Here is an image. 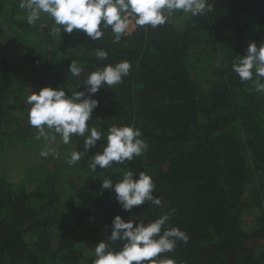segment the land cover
I'll use <instances>...</instances> for the list:
<instances>
[{"label": "trees", "instance_id": "16d2710c", "mask_svg": "<svg viewBox=\"0 0 264 264\" xmlns=\"http://www.w3.org/2000/svg\"><path fill=\"white\" fill-rule=\"evenodd\" d=\"M207 5L203 15L174 12L164 25L137 27L114 43L110 32L97 41L79 30L48 35L42 25L54 22L46 14L29 26L19 0H0V264H91L101 239L114 251L122 245L108 240L115 215L150 223L169 212L166 227L189 239L155 259L264 264V92L254 83L264 78L241 82L232 71L250 42H264V0ZM169 18L184 22L178 28ZM97 48L108 51L107 60H97ZM124 60L132 65L128 76L95 94L100 104L88 123L105 134L134 125L147 149L129 165L87 173L100 142L87 153L80 137L67 145L59 136L38 139L25 93L35 83L34 92L86 91L78 85L89 72ZM71 61L81 77L69 73ZM69 145L81 151L75 165L62 150L52 169L17 166L42 146L57 153ZM59 165L70 174L61 175ZM129 170L152 177L161 205L129 213L101 190L104 179L118 182Z\"/></svg>", "mask_w": 264, "mask_h": 264}, {"label": "clouds", "instance_id": "9594fccd", "mask_svg": "<svg viewBox=\"0 0 264 264\" xmlns=\"http://www.w3.org/2000/svg\"><path fill=\"white\" fill-rule=\"evenodd\" d=\"M207 0H19V8L25 10L29 26L41 20L42 14L54 22V27L47 24L48 35L63 31L72 34L82 31L93 41L100 40L107 32L118 43L122 36L134 28H157L164 25L174 12H183L191 16L205 14ZM97 60L108 59V51L94 50ZM242 59L234 61L232 71L241 82L264 78V42L259 46L250 42ZM132 65L124 60L116 64H106L87 74L78 89L83 85L86 91H74L67 95L64 88L42 87L32 91L26 103L28 123L38 131L37 138L56 140L67 145L73 137L83 138V151L100 148L90 155L92 169H108L113 165H129L147 149L141 139L142 133L134 125L111 126L107 133L90 127L92 114L99 107L100 101L94 98L101 88H111L120 84L128 76ZM83 69L75 61L69 65V73L81 77ZM257 91L264 92V83L254 81ZM68 92V91H67ZM55 135L49 137L48 131ZM51 151H54L50 149ZM50 150H42L40 155L47 157ZM81 160V151H72L67 163L75 165ZM103 192L114 194V200L125 212H131L136 206L151 204L159 206L162 201L155 194L152 177L140 172L138 175L127 171L122 179L113 182L104 179L100 185ZM171 212L161 215L150 223L133 221L115 215L109 227L111 242H122L118 251L111 250L110 244L101 239L94 246L91 264H173L171 260H157L162 253H169L176 247L177 241L187 243L189 237L179 227H166Z\"/></svg>", "mask_w": 264, "mask_h": 264}, {"label": "rangeland", "instance_id": "374dc122", "mask_svg": "<svg viewBox=\"0 0 264 264\" xmlns=\"http://www.w3.org/2000/svg\"><path fill=\"white\" fill-rule=\"evenodd\" d=\"M169 21L170 22H172V23H174L175 25H176V27H181L182 26V23L184 22V20H178V19H175V18H169ZM135 29V28H134ZM134 29H131V30H129V32L128 33H131ZM10 41V40H9ZM12 42H14V40L12 41ZM27 46V45H26ZM16 53H18V51L16 50L15 51V54ZM15 58V57H14ZM16 59V58H15ZM37 85H38V83H35V84H33V88L32 87H30V91H31V89H32V91L35 89H37ZM28 90H29V88L27 89V91H26V96H28V95H30V94H32V92H28ZM23 101H25V100H23ZM22 101V102H23ZM23 108H24V106H23ZM24 112H27V110L25 111L24 110ZM39 145H42L41 144V142H39L38 143ZM77 146V150H80L79 149V146L78 145H76ZM76 146L74 147L73 145H69V146H63L62 148H61V150H59L58 149V151H57V153H54L55 151H56V149H53L54 151H49V155L47 156V157H42L41 155H40V152L42 151V150H45V148H44V146H42L41 148H40V150L38 151V152H32V154H31V156H27V157H23V158H21V159H19V160H21V162H19L18 163V167H22V166H26V165H37V164H45V166L47 167V168H49V169H52V168H54V166L51 164V163H49V162H52L51 160H53V155H55V154H58L59 153V151L60 152H62V150H63V152H66L64 155H66V154H69L70 155V153L72 152V151H75L76 150ZM99 148H100V145L98 146V148H97V150H99ZM54 153V154H53ZM16 155H17V153H16ZM25 156V155H24ZM15 157V156H14ZM16 158H18V157H16ZM20 165V166H19ZM57 169H58V172L61 174V175H66V174H70V170H67V168H65V167H63L62 165H59V166H57ZM95 169H92L91 168V166L89 167V169L88 170H86V172L87 173H91V171H94ZM72 179V181L76 184V186L77 185H79L80 183L78 182V181H76L75 182V178H71ZM70 184V183H69ZM71 185V184H70Z\"/></svg>", "mask_w": 264, "mask_h": 264}]
</instances>
